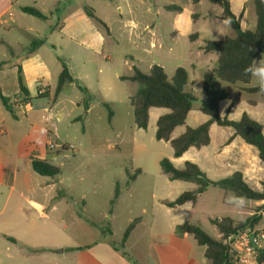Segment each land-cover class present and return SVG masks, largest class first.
Wrapping results in <instances>:
<instances>
[{
  "label": "crops",
  "instance_id": "crops-1",
  "mask_svg": "<svg viewBox=\"0 0 264 264\" xmlns=\"http://www.w3.org/2000/svg\"><path fill=\"white\" fill-rule=\"evenodd\" d=\"M50 1L59 2L61 0H0V17L4 19L0 23V44L7 50L0 62H8L0 70V93L10 100L14 110L13 113L7 110L0 99V205L3 204L0 213L5 212L6 214L5 218L0 221V264H52L53 262L57 264L61 261L55 257L56 254L69 256L70 264H132L122 255L121 251H116L111 247L109 239L102 236L100 228L91 225L79 216L80 211L87 213L85 210H78L69 205L66 195L58 196L53 193L59 182L48 181L47 177L37 175L32 169V158L52 163V155L59 152L50 151L48 148V144L52 143L50 136L53 134L48 127V121L53 110L62 102L63 89L66 85L81 86L80 82L84 79H92L85 70L84 74L75 72L76 70L70 68L66 60L75 62V60L83 59L85 55H91L94 58L103 51L105 44L110 42L113 36L112 29L96 15L94 9L89 5H83L64 15L58 30L54 28L52 32V36L57 32L59 35L58 39L53 41L48 38V31L46 32L45 27L32 19L37 17L22 10L25 7L35 8L46 17L45 20L37 19L48 23V18L53 17V11L48 8ZM186 1L189 5L198 8L208 0H200L197 3L194 0ZM229 1L234 14L241 18L242 29L254 31L257 25L255 0ZM171 5L179 6L183 10L182 4L178 3L164 4L163 8L169 12H181L166 8ZM85 6L93 10L106 28L94 23L88 17ZM140 7L144 15L150 17L155 5L149 0H144ZM195 15H197L195 19L200 20L199 14ZM221 15L222 13L217 16L220 20H222ZM131 24L135 29L136 24L134 22ZM200 37H203L200 32L191 35V39ZM48 46L54 53L60 50L66 57V60L57 61L56 68L48 65ZM25 50L27 52L21 54ZM207 55L212 56L211 61L217 64L218 54L208 53ZM262 55L254 62L252 79L246 87L261 86L257 81L264 75V68L261 64L260 66L257 64ZM62 60L68 66L76 82H67L58 95L55 91L52 106L48 107V101H43L48 100L52 93V84L49 83L48 77L50 75L52 78L56 77V85H58L63 70ZM19 69L22 71L23 82L30 94L31 101L28 102H21L19 95ZM114 77L120 79L117 74H114ZM101 78L102 72L98 76V79ZM244 87L245 85L240 83L237 90L250 95L264 94L249 93ZM85 89L87 93L82 92L86 99L89 95L96 97L90 93L92 90L90 84H87ZM228 93L229 98L220 103L222 117L239 120L246 112L263 125L262 119L260 120L261 115L259 116L256 112L259 106L257 100L249 101V104L247 103L249 108L245 109L246 111L241 110L237 112V116H232L237 100L233 94L229 91ZM77 106L79 108L78 102ZM163 109L166 108L150 109L149 124L152 118L157 123L162 115L170 112L168 109L167 111ZM90 110L88 104L86 113L88 114ZM193 110L188 114L186 125L174 130L173 138L186 131ZM197 119L203 124L209 118L207 116V118L197 117ZM74 121L77 120L74 119ZM181 130L182 132L177 134ZM214 134H221V139L219 144L213 148ZM210 136V145L201 149L192 147L180 158H175L173 155L171 158L173 161H171L175 167H179L177 164H182L181 168H183L186 161H191L196 163L213 181H219L235 172H241L251 187L264 182V161L258 157V151L254 150V147L246 144L240 137H234L233 129L212 124ZM202 154L206 159L205 166L200 164ZM174 200L159 197L154 202L151 212L146 207L142 209L140 216L142 220L132 232L125 250L138 264H212V261L205 257V248L197 243L193 235L178 236L176 234V227L181 223L175 222L174 218L191 203L175 208L165 205L166 201ZM253 204H260V202H253ZM238 207L246 208L245 206ZM251 215L253 213L249 214ZM61 217L67 218L70 223L69 226L63 227L64 229H61L60 222L56 220ZM134 219H131L128 225ZM220 237L219 234L217 239ZM11 239H15L16 242ZM111 240L114 241L112 237ZM54 249L60 250L55 253ZM62 261L64 262L65 259Z\"/></svg>",
  "mask_w": 264,
  "mask_h": 264
},
{
  "label": "rangeland",
  "instance_id": "rangeland-1",
  "mask_svg": "<svg viewBox=\"0 0 264 264\" xmlns=\"http://www.w3.org/2000/svg\"><path fill=\"white\" fill-rule=\"evenodd\" d=\"M149 1L155 5L150 17H146L140 7L144 0H61L48 2L49 10L53 11V17L48 18V23L32 18L45 27L48 38L56 41L58 32L54 36L52 32L54 28L58 30L64 15L83 5H89L112 29V39L94 58L85 55L83 59L71 62L66 60L60 50L54 53L48 46V65L56 68L57 61L64 59L75 72L84 74L87 71L92 79H84L80 85L87 88V84H90V93L96 96L94 98L89 95L86 99L77 85H66L63 89L62 102L53 110L48 121V127L53 133L50 140L54 145V148H50L49 143L48 148L50 151H59V155H52V163L60 168L61 175L56 179L48 178V181L59 182L53 193L58 196L66 195L67 203L78 210H85L88 213L87 219L96 223L98 228H110L113 240L118 242L123 238L128 222L137 216L140 217L144 207L151 212L159 197L174 200L183 192L192 190L195 185L189 182H172L163 174L160 162L165 158L172 160L173 149L169 143L155 138L157 123L154 118L147 130L136 126L134 107L130 99L136 93L138 84L123 82L119 78L116 79L114 74L118 77L129 76L133 74L134 68L147 74L153 65H159L164 68L169 80H172L178 68L186 69L189 79L185 90L196 97L188 122L189 126L194 128L201 124L197 117L207 118L199 110L204 100L203 76L216 65V62L211 61L212 56L205 54L199 47L203 48L207 40L234 35L231 25L217 17L222 13V9L209 1H205L198 8L189 5L186 0ZM169 3L182 4L183 10H165L163 5ZM195 14H199L200 20L193 17ZM131 22L136 24L135 29ZM197 32L202 33L203 37L191 39V35ZM6 52V48L0 44V60H3V54ZM257 65L260 66V60ZM100 72L102 78L98 79ZM48 81L52 84V93L48 100L43 101H48V107H51L57 79L50 75ZM257 82L264 85V75ZM238 85L240 83L223 82L225 89L237 100L232 116H237V112L249 108V101L257 100L259 106L256 112L261 115L260 120L262 119L264 125V94H247L237 90ZM86 103L91 108L88 114L85 110ZM104 103L113 112L111 121L109 110ZM77 118L82 120L74 121ZM180 132L182 130L177 134ZM221 134H214L213 148L219 144ZM63 148L67 150L63 151ZM200 160V164L205 166L206 159L203 154ZM177 165V168L182 166ZM137 169H140L141 173L136 175L132 183L130 177L135 175ZM117 188L119 196L110 214V201L114 198ZM252 188L262 189V184ZM238 206L246 208L241 209ZM262 206L263 204H253L245 198H237L232 192L210 187L195 204H189L177 214L174 221L181 224L185 221L197 224L208 235L217 238L219 232L212 223L214 219L229 217L242 222L250 217V213L256 214ZM5 216V212L0 213V221ZM56 220L60 222L61 229L70 224L67 218ZM107 223H110V227ZM263 223L261 219L256 226ZM59 250L54 249V252ZM55 257L61 261L57 264H70L69 256L56 254Z\"/></svg>",
  "mask_w": 264,
  "mask_h": 264
},
{
  "label": "trees",
  "instance_id": "trees-1",
  "mask_svg": "<svg viewBox=\"0 0 264 264\" xmlns=\"http://www.w3.org/2000/svg\"><path fill=\"white\" fill-rule=\"evenodd\" d=\"M194 1L197 3L200 0ZM208 1L222 9L223 12L220 18L230 23L235 32V36H226L220 40H207L202 48L206 54H218L216 67L206 71L203 76L202 92L204 100L200 111L208 116V121L194 128L187 127L183 134L176 138L172 137V133L177 127L186 125L188 114L193 109L196 97L185 90L188 83V73L184 68H178L172 80H169L163 67L153 65L147 74L134 68L131 76L120 77L122 81L138 84L136 93L130 99L131 105L134 107V122L139 129L147 130L151 108H166L170 110L169 113L162 115L158 119L155 138L158 141L169 143L175 158L182 157L192 147L201 149L210 145L211 125L217 124L220 127L233 129L234 137H240L246 144L254 147L258 151V157L264 161L263 125L246 112L242 114L239 120H230L220 114V103L229 98V93L223 87V82L231 84L241 83L245 85L244 89L249 93H261V89L264 88V85L246 87L252 79L254 62L261 54H264V0H255L257 25L254 31L242 29L241 18L234 14L229 0ZM166 8L171 11H182V8L176 5L167 6ZM84 9L94 23L106 28V25L96 17L90 7L85 6ZM22 10L42 20L46 18L35 8L25 7ZM196 16L194 15V17ZM7 64L8 62H0V70ZM62 64L63 70L56 88L57 95L67 82H76L63 60ZM19 85L21 102L31 101L29 91L23 82L21 69H19ZM78 87L81 91L87 93L85 88L79 85ZM0 99L3 106L13 113L14 110L10 100L1 93ZM104 105L109 110V120L111 121L113 112L106 103ZM85 110H88L87 103L85 104ZM76 120L82 119L78 118ZM65 150L67 148H63V151ZM31 165L33 171L41 177L56 179L61 175L60 168L47 160L32 158ZM160 166L163 174L170 181L189 182L196 186L193 190L183 192L174 201H166L165 205L169 208L183 206L186 203L195 204L198 198L210 187H217L226 192H232L237 198H245L252 202L264 200V182L262 183V189L256 190L247 183L241 172H235L227 178L213 181L196 163L191 161H186L183 168H177L170 159L165 158L161 160ZM140 173L141 170L137 169L135 175L130 177V182L133 183L136 175ZM127 186H129V183ZM118 196L119 189L117 188L114 198L110 201V214L113 212L112 207L115 205ZM260 210H264V206ZM258 212L242 222H236L229 217L214 219L212 223L221 235L219 239L211 237L199 225L189 221L178 225L175 232L178 236L193 235L197 243L205 248V257L211 260L212 264H233V253L226 244V239L237 230L256 227L262 219ZM79 216L91 225L98 227L96 223L87 219L84 211H80ZM141 220V217H137L127 226L120 242L111 240L113 233L110 228H106V226L103 227L104 230L100 228L102 236L109 239L111 247L116 251H121L122 255L132 264H138V262L131 257L125 247L132 232ZM107 226L110 227V223H107ZM11 240L16 242L15 239ZM258 264H264V248L259 251Z\"/></svg>",
  "mask_w": 264,
  "mask_h": 264
},
{
  "label": "built area",
  "instance_id": "built-area-1",
  "mask_svg": "<svg viewBox=\"0 0 264 264\" xmlns=\"http://www.w3.org/2000/svg\"><path fill=\"white\" fill-rule=\"evenodd\" d=\"M4 21L0 17V23ZM50 148L54 145L50 143ZM264 206V200L260 201ZM264 221V210L258 212ZM264 243V223L254 228H245L237 230L226 239V244L233 253V264H258L259 251L263 248Z\"/></svg>",
  "mask_w": 264,
  "mask_h": 264
},
{
  "label": "clouds",
  "instance_id": "clouds-1",
  "mask_svg": "<svg viewBox=\"0 0 264 264\" xmlns=\"http://www.w3.org/2000/svg\"><path fill=\"white\" fill-rule=\"evenodd\" d=\"M260 64H261L262 68H264V55H262V58L260 60ZM245 71H247V69H245ZM261 93H264V88L261 89Z\"/></svg>",
  "mask_w": 264,
  "mask_h": 264
}]
</instances>
